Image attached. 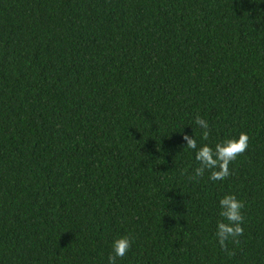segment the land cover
Returning a JSON list of instances; mask_svg holds the SVG:
<instances>
[{
    "label": "trees",
    "instance_id": "16d2710c",
    "mask_svg": "<svg viewBox=\"0 0 264 264\" xmlns=\"http://www.w3.org/2000/svg\"><path fill=\"white\" fill-rule=\"evenodd\" d=\"M192 132L249 146L190 181ZM123 235L118 264H264V0H0V264H106Z\"/></svg>",
    "mask_w": 264,
    "mask_h": 264
},
{
    "label": "clouds",
    "instance_id": "9594fccd",
    "mask_svg": "<svg viewBox=\"0 0 264 264\" xmlns=\"http://www.w3.org/2000/svg\"><path fill=\"white\" fill-rule=\"evenodd\" d=\"M195 124L200 129V141H208L211 131L208 121L197 116ZM181 138L184 141L181 151L189 150L193 154L196 164L192 168L191 175L188 176L190 181H198L206 172L209 173V181H224L231 175L229 165L249 146V136L245 132L215 143H198L193 132L191 135H182ZM217 207L219 219L215 224L214 237L217 245L222 250H227V242L236 243L238 238L243 235L242 209L244 204L236 195L227 193L218 198ZM131 246L132 237L130 235L114 237L110 244L111 251L107 255L106 264H118V261L130 251Z\"/></svg>",
    "mask_w": 264,
    "mask_h": 264
}]
</instances>
